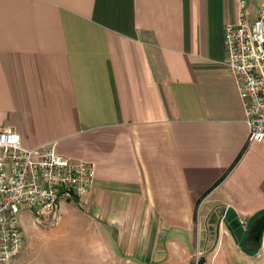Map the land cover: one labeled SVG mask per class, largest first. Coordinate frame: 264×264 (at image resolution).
I'll use <instances>...</instances> for the list:
<instances>
[{
    "label": "crops",
    "instance_id": "obj_1",
    "mask_svg": "<svg viewBox=\"0 0 264 264\" xmlns=\"http://www.w3.org/2000/svg\"><path fill=\"white\" fill-rule=\"evenodd\" d=\"M241 1L0 0V129L94 165L7 264H264V139L224 63Z\"/></svg>",
    "mask_w": 264,
    "mask_h": 264
},
{
    "label": "built area",
    "instance_id": "obj_2",
    "mask_svg": "<svg viewBox=\"0 0 264 264\" xmlns=\"http://www.w3.org/2000/svg\"><path fill=\"white\" fill-rule=\"evenodd\" d=\"M245 7L242 0L239 20L225 24L223 45L252 142L264 139V2L253 20ZM93 180L91 162L58 154L53 144L23 148L14 128L0 129V264L9 263L23 247L22 210H30L36 224L54 227L61 202L84 198Z\"/></svg>",
    "mask_w": 264,
    "mask_h": 264
},
{
    "label": "rangeland",
    "instance_id": "obj_3",
    "mask_svg": "<svg viewBox=\"0 0 264 264\" xmlns=\"http://www.w3.org/2000/svg\"><path fill=\"white\" fill-rule=\"evenodd\" d=\"M219 211L220 210L216 212L215 216H218ZM18 225L21 228L24 239L29 243L33 241L34 242L41 241V239L43 238L42 235L47 234V232H49L50 230L45 226L36 224L34 221V215L28 209L22 210L21 213L18 215ZM199 261H200V257L198 258L197 262Z\"/></svg>",
    "mask_w": 264,
    "mask_h": 264
},
{
    "label": "trees",
    "instance_id": "obj_4",
    "mask_svg": "<svg viewBox=\"0 0 264 264\" xmlns=\"http://www.w3.org/2000/svg\"><path fill=\"white\" fill-rule=\"evenodd\" d=\"M259 216H264V211L262 212H258L257 214L254 215V217L252 218V220H255L257 217ZM229 226H230V229L235 233L237 234V228H236V225H238V221L236 219H234V217L232 219H230L229 221ZM251 231L253 233H257V235L260 233L261 229H259V226L257 224L253 225L251 227ZM256 235V236H257ZM259 236V235H258ZM198 264H201V259L200 261L198 262Z\"/></svg>",
    "mask_w": 264,
    "mask_h": 264
},
{
    "label": "water",
    "instance_id": "obj_5",
    "mask_svg": "<svg viewBox=\"0 0 264 264\" xmlns=\"http://www.w3.org/2000/svg\"><path fill=\"white\" fill-rule=\"evenodd\" d=\"M258 226H259V229H263V228H264V217L261 218V219L258 221Z\"/></svg>",
    "mask_w": 264,
    "mask_h": 264
}]
</instances>
